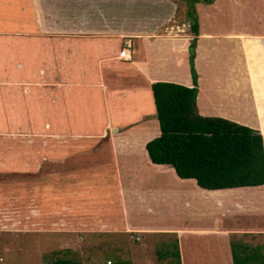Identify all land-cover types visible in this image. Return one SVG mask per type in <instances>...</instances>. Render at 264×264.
Masks as SVG:
<instances>
[{
	"label": "crops",
	"instance_id": "1",
	"mask_svg": "<svg viewBox=\"0 0 264 264\" xmlns=\"http://www.w3.org/2000/svg\"><path fill=\"white\" fill-rule=\"evenodd\" d=\"M73 2L0 0V208L23 231L74 230L89 247L103 233L170 234L180 264H232V242L264 243V184L202 188L146 152L159 134L150 84L192 85L186 12L171 0ZM194 10L197 114L263 135L264 0Z\"/></svg>",
	"mask_w": 264,
	"mask_h": 264
},
{
	"label": "trees",
	"instance_id": "2",
	"mask_svg": "<svg viewBox=\"0 0 264 264\" xmlns=\"http://www.w3.org/2000/svg\"><path fill=\"white\" fill-rule=\"evenodd\" d=\"M186 1L189 2L186 17L193 34L188 45L192 85L167 81L150 84L159 134L145 143L148 157L153 163L171 165L178 177L193 178L198 186L206 189L264 184V134L245 125L196 112L197 76L193 55L197 22L194 3L200 0ZM231 246L232 264H264V247L250 249L234 242ZM171 254L176 258V264H180L177 249ZM49 264L82 263L59 256ZM108 264L132 263L125 260Z\"/></svg>",
	"mask_w": 264,
	"mask_h": 264
},
{
	"label": "rangeland",
	"instance_id": "3",
	"mask_svg": "<svg viewBox=\"0 0 264 264\" xmlns=\"http://www.w3.org/2000/svg\"><path fill=\"white\" fill-rule=\"evenodd\" d=\"M171 1L176 5V9L178 8L175 15L182 16L186 12L189 2L186 0ZM72 2L73 0H67V10L72 4L74 7L78 6V2ZM63 14L66 15L67 12L63 11ZM46 20L48 17L44 18V22ZM15 133H20V131ZM3 134L0 133V137L4 136ZM27 134L30 136L32 132L28 131ZM0 176H4L1 171ZM11 176L9 174L5 177ZM211 199L217 200L216 198ZM18 223L12 208H0V264H49L51 260L59 256L76 259L82 264H108L125 260L132 264H176V258L171 254L176 249L175 240L174 236L170 234H164L158 239L142 238L141 241H138L136 237L128 233L113 234L112 238L108 237L112 233H103L105 235L92 239V245L89 247L85 244L87 243L85 240H79L80 237L84 238L85 236L74 230L61 228V233L42 232L41 230L37 232L23 231ZM61 234H64L69 242H63ZM232 241H236L233 236ZM142 242H145L146 245H143L144 248L141 250L134 249L135 253L133 248L131 250L129 247V245L133 246ZM256 246L264 247V243ZM256 246H251L250 249ZM246 264H252V262Z\"/></svg>",
	"mask_w": 264,
	"mask_h": 264
},
{
	"label": "built area",
	"instance_id": "4",
	"mask_svg": "<svg viewBox=\"0 0 264 264\" xmlns=\"http://www.w3.org/2000/svg\"><path fill=\"white\" fill-rule=\"evenodd\" d=\"M129 48H130V42H129L128 40H124V41L122 42V45H121L120 50H119V56H120L121 58H124V57H122L121 55H122L123 53H125V51L129 53ZM125 58H126V57H125Z\"/></svg>",
	"mask_w": 264,
	"mask_h": 264
}]
</instances>
